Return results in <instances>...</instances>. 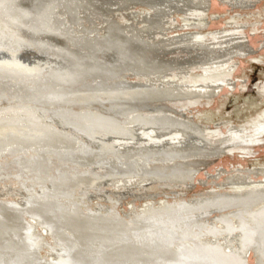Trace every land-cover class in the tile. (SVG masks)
Segmentation results:
<instances>
[{
    "label": "bare ground",
    "instance_id": "bare-ground-1",
    "mask_svg": "<svg viewBox=\"0 0 264 264\" xmlns=\"http://www.w3.org/2000/svg\"><path fill=\"white\" fill-rule=\"evenodd\" d=\"M76 1L82 5L83 2L91 4L100 12L105 6L113 9L101 12L103 18L92 23L84 14L91 5L85 6L87 11H81L79 5H74ZM93 1L95 4H92ZM221 1L232 9L249 8L251 3L248 0ZM136 5L145 6L147 12H130ZM75 8L79 10L75 12ZM205 8V0H0V87L4 88L10 80L13 89L19 85V80L26 81L24 85L28 88H34L42 82L50 83L36 94L38 99L35 103L43 102L45 110L35 107V103L29 105L34 101L18 100L14 98L15 95L5 98L4 92V96L0 94V153L13 154L0 163L7 167L14 165L25 172L32 171L30 174L34 176L42 163L45 173L42 169L39 174H44L43 180L59 182L56 177L63 175L68 177L67 180L84 181V184L87 183L85 180L91 181L93 184L89 196L94 199H98L95 193L102 191L105 186L122 190L116 194H124V199V191L141 193L151 186H158L159 189L168 190L170 193L164 194L165 198L170 197L172 200H163L158 207L152 203L144 206L160 209L170 204L180 213V219H183L181 234L174 235L178 243L173 245L165 241L151 244L148 243L151 240L140 241L132 233L142 232L155 236L159 233L157 231L161 232L162 225H155V232L140 220L141 224L135 219L130 220L124 214L126 211L120 213L114 206L119 203L116 197H107L109 205H103L107 211L115 212L114 217L90 213L92 210L85 214L77 208L60 206L56 202L57 205L44 209L45 206L36 205V199L27 198L25 203L26 208L32 210L30 213L38 214L33 209L42 208L48 214L55 213L57 216L54 220L60 221L63 229L76 235L70 241L66 238V242H58L60 235L68 234L62 233L64 231L61 228L57 233L59 237L48 238L47 243L64 256L65 264H264V168L238 170V174H231L219 181L217 178L221 176L220 171L216 177L208 178L212 180H204L206 183L203 182V186L210 184L211 188L193 198H184L185 191L175 190L178 187L191 189L195 170L209 159L233 152L248 156L254 151L252 148L255 145L264 141V119L248 127H228L225 132L219 128L208 129L190 116L193 108L208 103L221 87H232L234 58L247 57L253 53L247 45L243 30L246 25H250L254 33L258 25L257 22L242 23L234 17L227 28L203 34L199 30L204 26L200 19ZM116 11H127V20L123 19V22L116 19ZM177 12L184 15L182 25H175L172 21V14ZM78 15L81 16L79 20ZM76 18L80 25L75 22ZM68 20L74 24L67 27ZM174 29L177 32L169 35L168 31ZM262 35L264 38V32ZM60 40L64 41L66 47L60 48L63 44ZM48 45L53 47L47 48ZM25 46L34 49L40 46V54L25 59L22 52ZM263 49L264 39L261 41ZM97 55H100L101 60H98ZM45 69L46 74H43ZM87 72L88 76L81 81L80 78ZM128 76L133 77V80L129 81ZM79 83L82 84L79 86ZM31 92L26 95L28 98H33L35 92ZM97 93H100L98 98H101L95 101ZM81 98L85 99L81 102L86 104H75L79 102L76 99ZM71 100L74 102L70 103ZM93 100L98 107L89 106L94 104L91 103ZM122 101L133 102L123 105ZM48 117L69 123L88 122L95 128L107 127L108 134L117 138L121 136L120 140L133 139L140 132L157 139L172 138L164 144L160 154L149 155L152 150L145 144L141 145L144 146V153L135 152L138 145H120L118 149V145L111 144V149L116 148L118 152L130 155V158L123 161L105 159L104 167L93 169L92 163H79L75 167L78 165L75 162L66 166L56 161L57 157L62 156L59 151H76L78 141L72 138L71 131L67 133L50 126L47 123ZM121 119L129 121L123 123ZM80 127L86 128L82 125ZM37 147L49 150L42 154L36 150ZM105 148L103 145L99 150ZM129 150L133 151L130 153ZM20 153L23 154L20 156ZM141 156L155 161L144 165ZM245 158L241 156V159ZM53 163L57 166L51 173L47 165ZM56 168H62L58 170L61 174L56 172ZM65 169L69 172H64ZM116 175L123 182H104V179ZM11 182L15 185L14 190L17 188L16 193L9 195L12 197L18 195L19 189L24 191L27 186H31L29 181L13 179ZM72 183L69 187L73 188ZM4 187L0 188V202L4 205L2 211L8 209L9 204H18L13 199L12 203L4 200L1 196V191L6 190ZM151 196L147 193L145 197ZM210 215L215 217L216 226L203 221ZM193 216L197 217L193 219ZM2 217L0 264H30L35 256L37 258L33 251L36 242L28 232L14 225L16 218L12 215ZM40 226L37 224V227ZM126 230L130 233L125 235ZM113 234L122 236V239L113 241L110 239ZM50 252L48 250L43 259L49 260ZM249 257L253 258L252 263Z\"/></svg>",
    "mask_w": 264,
    "mask_h": 264
},
{
    "label": "rangeland",
    "instance_id": "rangeland-1",
    "mask_svg": "<svg viewBox=\"0 0 264 264\" xmlns=\"http://www.w3.org/2000/svg\"><path fill=\"white\" fill-rule=\"evenodd\" d=\"M205 1H206V8L204 11V15L200 19L201 25L202 26L204 25V26H203V28H201L199 30L203 34H208L210 32H215V31H219V30H223L224 28H227L229 26L228 23L232 22V18H234V17L242 23L250 24L253 22H257L258 25H257V28L255 29L254 33L252 32L250 25H246L247 27L245 26L246 28H244V30H243V32L245 34L244 35L245 40L247 41V45L251 48L253 53L248 55L247 57L245 56V57L234 58L235 68H234V71L232 72V77H231L233 79V82L231 85L234 88H232L231 86L221 87L219 89L220 91L218 90L217 91L218 93L214 95L215 97L213 96L209 100L208 103H205L203 105H199V106H196L195 108H193L190 116L193 117V119L195 121L199 122L200 124L205 125L208 129H213V130L216 128H219L220 130L226 132V130H228L232 126L233 127L234 126L235 127H248L252 123L264 119V49L261 50V41L264 39L262 37L263 36L262 33L264 32V0H248L251 2L250 7L249 8H243V9H240V8L232 9L228 5H226V3H223V1H221V0H205ZM78 2H80V1H76V4H75V2H73V3L75 6L79 5L80 8L79 7L78 8L81 9V11H83V10L87 11L86 8L89 5H91V4H87L88 5L87 6L85 4V2H83L84 3L83 4L84 7H83L82 3L81 2L78 3ZM92 4H95V1H93ZM85 6H87V7H85ZM89 7H90L89 11L84 12V14H86L87 18H89L88 20L92 23H94V22L96 23V22H98V19L103 18L101 12H105L107 10L110 11V9H113V7H110V6L106 7L105 6L104 9L102 8V10L100 12V11H96L97 8L95 6L91 5ZM91 7H92V9H91ZM79 9L75 8V12L78 11ZM206 9H207V11H206ZM133 11H134V13L136 12V13H140V14H145L147 12V8L145 6L143 7L141 5H136V6H133L130 10V12H133ZM120 13H121V15H120ZM71 15H72V13H71ZM115 15L117 16L116 19L122 20L123 22H125L124 20H127L125 17L127 15V11H125V12L124 11H116L114 16ZM119 16H121V17H119ZM80 17L81 16L78 15V17H77L78 20ZM171 17H172V21L175 25H182L183 24L184 15H182L181 13H179V12L173 13ZM77 18L75 19V22L78 25H80V22L78 23ZM68 23L69 24H67V27L70 24H72V25L74 24V22L70 21V20H68ZM85 29H87V28H85ZM176 32L177 31H175V29H174L172 31L171 30L168 31V34L171 35V34H175ZM133 34H135V33H133ZM92 35H94V34H92ZM60 41H63V40H60ZM61 43H63V44L61 45L60 48H62L63 46L66 47L64 41ZM51 46L53 47V45H48L47 48H50ZM39 47L34 49L32 46H28V47L25 46L24 50H22V52L25 54L24 55L25 59H27V57L33 56L35 54L39 55L40 54ZM56 49H57V47L54 48V50H56ZM103 57H104V55H103ZM97 58H98V60H101L100 55L99 56L97 55ZM48 68H50V66ZM43 74H46V69L44 70ZM88 74H89L88 72L86 74L84 73V76L81 77L80 80L84 81L85 80L84 78L87 77ZM0 78H2V76H0ZM3 79H5V78H3ZM127 79L129 81H132L133 77L128 76ZM243 81H244V83H243ZM25 82L26 81L20 82V80H19V85H17L13 89L12 87H10V85L12 84V82L10 80V81H8L7 84H5L4 88H3V86H2V88L0 87V91H2V92H0V94L1 95L3 94L2 96H4V93H5V96H4L5 98L8 96L13 97L15 95L14 98H16L18 100L24 99L25 101H28V100L34 101V102H32L33 104L29 103V105L31 104L30 106H33L36 104L35 102H37V99H38L37 98L38 96L36 95L37 91H39L40 89L43 90V89L47 88L50 83L42 82L40 85H38L39 87L34 86V88H33L31 86L30 88H28L27 86H25L26 84L24 85ZM82 83H79V86ZM45 84H47V85H45ZM7 85L9 86V88H7L8 87ZM20 85H21V87H20ZM64 86H66V85H64ZM24 87L26 88V91H25ZM55 88H60V87H55ZM31 89H33V90H31ZM7 90H9V91H7ZM10 90H11V92H10ZM17 90L19 93L21 92L22 94L20 93L21 94L20 95L17 92ZM19 90H21V91H19ZM30 90L33 91V93L35 92L33 98L27 97L28 95H30L32 93ZM13 91H15V92H13ZM6 93H7V95H6ZM98 96H100V93H97V96L95 97V101H97L98 99L101 98V97L98 98ZM22 97H24V98H22ZM76 100H78L79 102H76L75 104L80 103L81 100L84 101L85 99L81 98V99H76ZM1 101H3V100H1ZM95 101L93 100L91 103H94V104L93 105L89 104V106L91 105L90 107H98V106H96ZM73 102H74V100H71L70 103H73ZM131 102H133V101H130L128 103L125 101V102H123V105H130L129 103H131ZM40 103H42V104H36L35 107L42 109V110H45L43 102H40ZM81 103L86 104V102H81ZM119 103H121V102H118V104ZM39 105L40 106L43 105V108H42V106L40 107ZM46 110H47V108H46ZM55 119L56 118L48 117L49 121L47 123L52 127H56V128L58 127V129H60L61 131H66L67 133H69L71 131L70 133L73 134L72 138H76L78 141V143L75 145L76 149L78 151L77 150L72 151V152L71 151L65 152V150L59 151V153H61V155L63 157L62 156L57 157L56 161L60 164L64 163L66 166L69 164H75V162L78 163V165H74L75 167L79 166V163H92L91 165H93V167H92V169H93L96 167H102V166L104 167L105 166V159L112 158V159H116L119 161H123V160L130 158V155L128 156L124 153H120L117 151L120 148L119 147L120 145H129V146L138 145L137 149H135V152L144 153L143 152L144 146L142 147L141 145L145 144V145H149L148 148L150 150H152V151H149V149L146 148V150L149 151V155L160 154L161 150H163L162 147L164 146V144L166 142L170 141L171 140L170 138H172V137H170V138L165 137L162 139H157V138L148 136V134H144L143 132L142 133L140 132V133L136 134L135 135L136 137H134L133 139L130 138L129 140H126V139L120 140L121 136H119L117 138L115 136H112L111 134H108L109 128L106 129L107 127L95 128L92 125H91L92 126L91 127L88 122H85L86 124L85 123L80 124L79 121H75L73 123L71 122L72 123V125H71V123H69V122H65V121L58 120V119L55 120ZM86 120L88 121V119H86ZM113 120H114V118H113ZM120 121L125 123L129 120L126 121L124 119H121ZM68 123L70 124L69 126H68ZM76 123H77V125H75ZM80 125H82V127H86V128H81ZM89 132H90V134H89ZM82 133H83V135H82ZM104 135H106V136H104ZM148 139H152V140L149 141ZM158 140L161 143H159ZM111 144L112 145H118V149H116V148H115V150H113V148L111 149V147H112ZM103 145L107 148L100 151L101 146H103ZM109 146H111V147H109ZM252 149L254 151L248 156H247V154H241L239 152H233L230 155L228 153H226V154L218 156V157L216 156L217 158L213 157V158L209 159L205 165L198 168V170H197L198 172L195 170V173H194L193 179H192L191 189L185 190L183 188L178 187L175 190L178 192L185 191V194L183 195L184 198H193L195 195L200 194L202 192H206V190L208 188H211L212 185H210V184L209 185L207 184L208 186L204 187L203 182H205V181L208 182L209 180H212V179H208V178L216 177L217 174L220 173V171H221V173H220L221 176L219 179L217 178V180H219V181L224 180L226 177H228L231 174H238L239 173L238 170H245V169L246 170H253V168H264V141L255 145ZM36 150L40 151L43 154L44 152L45 153L48 152L46 150H49V149H46L43 147H41V148L37 147ZM133 150H129V152L131 153ZM153 150L156 152H153ZM23 151H25V150H23ZM50 151H52V150H50ZM83 152H84V154H83ZM22 154L23 153H20L19 155L21 156ZM54 154H56V153H54ZM11 156H13L12 153L1 152L0 153V161L7 159ZM70 156L72 158H70ZM241 156H244V158L245 157L246 158L241 159ZM141 157H142L144 165H147V163L150 165V164H152L151 162L155 161V160L150 159V158L145 157V159H144L143 156H141ZM48 158L52 159L51 157H48ZM74 158H78V159H74ZM67 159H69V160H67ZM8 164H9V162L7 163V165ZM56 166L57 165L53 163V164L47 165V168H48L49 172L53 173L52 170ZM219 168H221V169H219ZM239 168H241V169H239ZM42 169H44V170H42ZM41 170L45 173V168H44V165L42 163L40 165V168H38L37 171H35L34 174H36V175L34 176V175L30 174V172H32V171L25 172V171L17 168L14 165L7 167V166H3L0 163V188L5 186L4 188L6 189L5 191H1V194H2L1 196L4 198V200H8V202H10V203H12L11 199L15 200L18 203L15 206H11V204H9L8 209H5L2 211L1 207L4 205H2L0 202V210H1L0 215L3 217H7V216L12 215L14 217V219L16 218L14 225L16 224L15 226L19 227V229H21V231H23L25 233L28 232L30 237H32V240L34 239V241L36 242L34 245L33 251L35 254H37V258L35 256L34 261H32L30 264H52V263L53 264H58V263L59 264H65V259L63 258L64 256H61L58 253L57 249L53 248L50 243H47L48 238L53 239V238H56V236L59 237L57 233H58V231H61L60 229L62 227H61L60 221L58 222V221L54 220V217L56 218L57 214H55V213L54 214H48L46 211L44 212V209L45 208L48 209V208L53 207L57 204H59L60 206L69 207L71 209L77 208L85 214H86V212L89 213V211L92 210V211H90V213L93 212V213L99 214L101 216H103V215L105 216V214H106V215H108V217H114V216H116L115 212L113 210L107 211L106 208H103L104 207L103 205H109V203L106 201L107 197H109V198L110 197H116L117 201L120 204L117 203L118 205L116 204L114 206H116V209L120 213L126 211L127 213H124V214L127 217H129L130 220L134 221V219H135V220H137V223H140V222L144 223V225L146 224V226H148V228L155 230V232L157 231L156 227L159 225L160 226L162 225L161 226L162 227L161 232L157 231L159 233H156L155 236H151V234L149 235V234L142 233V232L139 234L138 233H132V235H135L136 239H138L140 241H144V242L151 240L150 242H148L151 244H153V243H155V244L164 243L165 241H167L168 244L172 243L173 245L178 243L174 239V235L177 236L178 234L179 235L181 234V231L183 229V226H182L183 219L182 220L180 219V215H179L180 213H178L176 211V208H173L170 204H167L165 207H162L160 209L159 208H152V207L149 208L147 206H144V205H146V203H152L153 206L158 207L159 202H161L163 200L164 201L172 200L170 197L165 198L164 194L170 193L168 190L159 189L158 186H151L147 190H143L141 192V193H143L142 198L141 197L139 198V195H141L140 192H137V191L133 192L134 190H127V192H126L123 190L125 193V197H126L124 199V194H122V195L116 194V192H120L122 190L119 191L115 188H113L114 189L113 190L111 187L105 186L104 188H102L103 192L100 191L98 193H95L98 196V199L97 198L94 199L93 197L89 196L90 195L89 193H91L90 190H91V187L93 184V183H91V181L85 180V183L86 182L87 183L84 184L83 183L84 181L83 182L79 181V180L75 181L74 179H73V181H71L72 179L67 180L68 177L63 176V175L56 177L57 181H59V182H54V180H52V179L43 180L42 176L44 174L43 173L39 174V172ZM56 170H57L56 172L59 173L58 170L60 171V170H62V168H58V169L56 168ZM64 172H69V171L67 169H65ZM204 173H206V174H204ZM59 174H61V172ZM135 175L138 176L136 173H135ZM119 176H121V175H119ZM210 176H212V177H210ZM64 177H66V178H64ZM13 179H16L17 181L19 180V182L29 181V184H31V186H29V187L27 186V188H26L27 190H24V191L19 189L18 190L19 196L18 195L14 196V197L9 196L11 193H16V190H17L16 187H15L16 189L14 190L13 186H15V185H13L11 182ZM61 179H62V181H60ZM63 179L66 181H64ZM107 179H104V182L110 183V184L115 183L116 180H121V181H118V183L123 182L122 178L120 179V177H118L117 175L113 176L111 178H107ZM30 180H34V182L33 181L31 182ZM38 180H39V182H38ZM196 180L197 181L199 180L198 183L196 182ZM74 182H76L75 183L76 185L74 184ZM80 182H82V183H80ZM137 182H135V183H137ZM71 183H72L73 188L69 187V186H71ZM78 183H79V185H78ZM67 184H70V185H67ZM60 185H63V186H60ZM9 187H11V188L13 187V189H10ZM61 187H63V188H61ZM62 190L64 191V193ZM38 191H40V192H38ZM107 191H110V193ZM111 192H115L116 195L114 193H111ZM147 193L152 194L153 196H151V198L145 197ZM95 194H93V195H95ZM107 194H109V195H107ZM99 195L102 197H99ZM52 196L54 198H52ZM154 196H156V197H154ZM134 197H135V199H134ZM27 198L34 199V200L36 199L37 200L36 203L38 202L36 205L40 204L41 206H45L44 209L43 208H42L43 210L42 209H33L34 212H36V213L38 212V214L30 213V211H32V210L30 208H26L25 202H26ZM144 199H147V200H144ZM151 199H153V200H151ZM104 201H106V202H104ZM70 203H72V204H70ZM96 204H99L101 206L97 207ZM113 208H115V207H113ZM164 208H165V210H164ZM104 212H106V213H104ZM159 213H160V215H159ZM164 213L169 214V215H165ZM157 214L159 216L156 217ZM147 215H149V216H147ZM160 216L162 217V219L160 218ZM196 217L197 216H193V219H195ZM17 218H19V219H17ZM172 218H174V219H172ZM213 218H215V217L210 215V216L205 217L203 219V221L204 222L209 221L210 224L213 223L216 226V224H215L216 221ZM18 220H19V222H18ZM139 220H140V222H139ZM144 220H145V222H144ZM23 223H24V225H23ZM37 224L41 225L40 226L41 229L39 227H37ZM172 224H174V225H172ZM155 225H157V226L155 227ZM129 229H131V227H129ZM132 230H134V229L132 228ZM63 231L64 232H62V233L67 234L66 232H68L69 230H66V228H64ZM128 233H130V232H128V230H126L125 235ZM49 234H50V236H48ZM195 234H196V232H195ZM15 235H17V234H15ZM72 236H76V235L72 232L71 233L68 232L67 235H60V237H59L60 239H58V242L59 241L66 242L67 239H68V241H70L73 239ZM120 237H122V236H120ZM120 237L113 234V235H111L110 239H113V241H120L122 239ZM10 238L13 239L12 237H10ZM177 238H179V237H177ZM207 239H208V237H207ZM14 240H16V238ZM48 250L51 251L50 256H49V260H45V259H43V257L47 255ZM50 257L52 258L53 262L50 261V259H51ZM249 262L250 263L253 262L252 257H249Z\"/></svg>",
    "mask_w": 264,
    "mask_h": 264
}]
</instances>
